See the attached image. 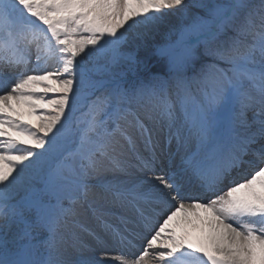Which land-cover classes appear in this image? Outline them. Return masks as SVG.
<instances>
[{
  "label": "snow or ice",
  "instance_id": "1",
  "mask_svg": "<svg viewBox=\"0 0 264 264\" xmlns=\"http://www.w3.org/2000/svg\"><path fill=\"white\" fill-rule=\"evenodd\" d=\"M0 264H264V0H0Z\"/></svg>",
  "mask_w": 264,
  "mask_h": 264
},
{
  "label": "rangeland",
  "instance_id": "2",
  "mask_svg": "<svg viewBox=\"0 0 264 264\" xmlns=\"http://www.w3.org/2000/svg\"><path fill=\"white\" fill-rule=\"evenodd\" d=\"M254 2H255V0H254ZM175 19L176 18H173V20L175 21ZM163 41V36L161 35V36H157L156 37V39L153 41V43L155 44V43H161ZM150 52H151V48H149V49H144V48H141L138 52H137V55H138V57L141 59V60H144V59H146V56L147 55H150ZM155 59L156 58H154V60H153V63L155 64ZM163 135H165V134H163ZM163 137H165V136H163ZM166 138V137H165ZM162 141H164L163 140V138L161 139H159V144H161L162 145ZM176 147V146H175ZM140 148V147H139ZM114 206V209L116 210V213H119V215H118V217H120V213H123L124 212V210L123 209H121L119 206H115V205H113ZM87 215H90V214H88V212H82V215L80 216L81 218V220L84 222V223H86L87 224V222H86V220H85V218H86V216ZM109 219H112V218H110V217H108ZM113 221H116V219L115 220H113ZM118 221V220H117ZM97 232H99V231H101L100 233H102V229L100 228V226L98 225L97 227ZM87 241L86 243L87 244H89V241H94V238H93V236H88L87 234H85V239H84V241ZM135 240H138L137 238H135ZM91 241V242H92ZM96 243H98V242H96ZM96 243L94 244V245H92V247H96L97 249H98V246L96 245ZM140 243L142 244L143 242L142 241H140ZM89 245H91V244H89ZM99 250V249H98ZM110 251H112V252H114L113 251V249H109ZM86 255H88V254H90V253H85Z\"/></svg>",
  "mask_w": 264,
  "mask_h": 264
},
{
  "label": "trees",
  "instance_id": "3",
  "mask_svg": "<svg viewBox=\"0 0 264 264\" xmlns=\"http://www.w3.org/2000/svg\"><path fill=\"white\" fill-rule=\"evenodd\" d=\"M147 56H149V55H147Z\"/></svg>",
  "mask_w": 264,
  "mask_h": 264
}]
</instances>
